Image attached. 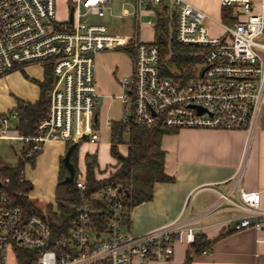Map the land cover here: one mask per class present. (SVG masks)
<instances>
[{
    "label": "built area",
    "instance_id": "obj_1",
    "mask_svg": "<svg viewBox=\"0 0 264 264\" xmlns=\"http://www.w3.org/2000/svg\"><path fill=\"white\" fill-rule=\"evenodd\" d=\"M135 7L142 14H152L154 20L145 23L150 28L155 25L156 9L162 10L168 43L174 39L189 49L186 53L168 49L164 59L180 55L197 60L183 68L187 80L164 75L154 40L142 42L136 35H115L104 25L81 22L87 15L104 17L109 0H72L71 26L69 17L64 22L55 20L54 0H0V76L28 63H41L53 75L47 117L35 124L32 134H19L15 126L10 129L15 114L0 116V140L19 142L22 160L37 155L49 142L100 141L94 58L129 46L132 71L121 80L118 96L124 121L137 128L160 125L170 131H254L264 105V0H220L222 9L233 8L236 15H243L231 26L217 22L223 30L220 36L210 35L208 16L184 0H135ZM242 171L243 162L206 213L226 206L240 212L236 230L260 231L264 225L260 192L239 186ZM75 187L84 190L82 176H77ZM95 197L107 202L103 231L89 228L91 210L83 202L76 208L72 226L53 232L46 220L27 215L10 193L0 191V264H8V252L17 264L15 248L35 252V264H148L169 261L182 236L187 245L194 241L193 228L182 218L133 235L127 229L131 211L123 204L121 190L106 187Z\"/></svg>",
    "mask_w": 264,
    "mask_h": 264
},
{
    "label": "crops",
    "instance_id": "obj_2",
    "mask_svg": "<svg viewBox=\"0 0 264 264\" xmlns=\"http://www.w3.org/2000/svg\"><path fill=\"white\" fill-rule=\"evenodd\" d=\"M184 1L203 11L208 16L206 23L217 25L219 22L218 18L222 15L220 0ZM112 2L115 4L116 0H109V5ZM121 13L119 19H126L124 28L132 29L133 33L120 36L136 35L142 41L139 37L140 23L136 19V11L134 10L133 17L127 8ZM151 29L153 33L154 29ZM119 52L117 49L104 51L94 58L100 141L105 133L109 141L107 121H120L123 117L118 96L122 92L121 80L132 71V58L125 59ZM42 78L43 72L36 81H41ZM38 93L37 87V97L34 95L23 101L35 102ZM68 145L70 144L49 142L34 159L37 166H42L48 159L44 175L50 184L46 181L45 185L52 187L53 196L59 162L63 159ZM160 146L165 153L164 172L172 178V182L153 185L152 199L131 210L128 231L133 235H141L182 218L193 228L194 234H200L207 241H212L207 252L192 256L189 264H264V225L260 231L252 228L236 230L234 226L240 212L226 206L216 212L206 213L208 207L216 201L217 192L227 190L229 179L241 162L243 171L239 186L245 191H259V207L264 210V105L261 107L256 128L250 134L239 129H180L163 135ZM120 153L125 155L126 147ZM97 170L102 172L98 167ZM106 175L97 173V177ZM24 179L30 182L26 177ZM30 183L32 190L28 197L34 203L30 197L34 188L32 182ZM53 203L48 201L43 207ZM187 250L188 245L182 236L175 243L173 256L169 261H153L148 264H184Z\"/></svg>",
    "mask_w": 264,
    "mask_h": 264
},
{
    "label": "trees",
    "instance_id": "obj_3",
    "mask_svg": "<svg viewBox=\"0 0 264 264\" xmlns=\"http://www.w3.org/2000/svg\"><path fill=\"white\" fill-rule=\"evenodd\" d=\"M224 11L226 10L222 9L221 17L226 15ZM153 29L154 41L160 49V63L164 75L184 82L189 76L183 73V68L194 60L191 57L180 55H175L167 61L164 59L168 49L177 53H186L189 49L179 46L174 39L168 43L167 22L160 8L156 9ZM168 64L175 66L176 73L169 70ZM34 82L39 92L36 101L29 103L20 100L10 112V114H15V129L22 135L32 134L35 124L47 117V94L53 83L51 68L44 66L42 80ZM170 132L160 125L151 128H137L130 122L124 121L123 118L120 121L111 122L109 126V155L114 161L111 165L112 168L105 177H97V173L102 172L97 170L96 156L94 154L85 155V170L82 176L85 186L83 191H79L75 187L77 179L75 166L77 145H75L69 156V161L75 170L73 181L71 183L64 182L68 176V170L63 159H60L54 188V203L48 204L45 212L29 199L28 194L32 190V185L23 176L24 163H33L39 153L22 160L24 149H21V159L16 166H10L0 161V181L8 179V183L0 185V191L10 193L14 203L19 205L27 215L38 216L46 220L53 232L71 227L76 215V208L85 202L91 210L89 228L92 231H103L107 223L105 213L107 202L95 197L99 190L106 187L119 188L124 206L128 211H131L137 205L152 199V189L155 183L172 182V178L164 172L165 153L160 146L162 136ZM120 145H125V155L119 152ZM70 146L68 145L67 149ZM211 242L195 233L194 241L188 245L184 264H189L192 256L206 253ZM14 254L17 264H35V252L15 248Z\"/></svg>",
    "mask_w": 264,
    "mask_h": 264
},
{
    "label": "rangeland",
    "instance_id": "obj_4",
    "mask_svg": "<svg viewBox=\"0 0 264 264\" xmlns=\"http://www.w3.org/2000/svg\"><path fill=\"white\" fill-rule=\"evenodd\" d=\"M72 0H54V10H55V20L59 22H64L69 17V7ZM258 1V0H254ZM127 8L131 11L132 17L134 15V10H137L136 19L140 23L139 37L143 41H152L153 33L152 29L149 26H146L145 23L148 19L154 20V17L150 12H145L142 14L141 8L135 7V0H116V3L112 2L109 5L108 10L105 13V16L98 18L97 16L87 15L81 18V22L88 24H101L107 27L108 32L115 35H131L133 30L124 28V22L126 19H119V16L122 14L121 11ZM226 14L223 17L218 18V21L227 26H231L234 20L243 19V15H236L234 9H226L224 11ZM207 28L209 29L210 35L220 36L223 34V30L214 23H206ZM134 36V35H133ZM126 49H117L125 57L131 59L133 57V50L129 46ZM130 52V53H129ZM189 64L193 66L197 63L196 59ZM167 67L172 73H176V69L173 64H168ZM43 72V66L41 63H28L22 66H18L15 70L11 71L8 74L0 76V116L8 115L16 106V103L20 100H27L32 96L37 97V85L35 80L41 77ZM199 69L196 68L194 74L197 76ZM116 110V106H115ZM15 120L11 119L10 129L13 130L15 126ZM109 141L107 140V133L103 134V138L99 143L91 144L89 142H81L77 145L76 149V159L75 166L77 168V176H83L85 170L84 157L87 154H94L97 159L98 168L102 171V174H107L111 170L113 159L109 155ZM20 143L17 141H5L0 140V161L7 163L10 166H16L18 161L21 159L20 154ZM120 152L125 151V145L119 146ZM35 162H25L24 163V177L29 179L33 184V191L31 199L34 203L42 208L45 203L50 201L54 202L53 189L49 185H45L46 181L49 182L47 177L45 178L44 170L47 168L48 159H46L42 166H37ZM33 174V176H32ZM50 184V182H49ZM46 207H43L41 210L45 212ZM7 263L13 264V256L10 252L7 254Z\"/></svg>",
    "mask_w": 264,
    "mask_h": 264
},
{
    "label": "water",
    "instance_id": "obj_5",
    "mask_svg": "<svg viewBox=\"0 0 264 264\" xmlns=\"http://www.w3.org/2000/svg\"><path fill=\"white\" fill-rule=\"evenodd\" d=\"M148 8V7H147ZM81 12H83V9H81ZM69 26L72 25V10H70V14H69V22H68ZM201 111H199L200 113ZM75 147V145H71L64 157H63V162H64V165L66 167V169L68 170V176L65 178L64 182L65 183H71L73 181V178H74V174H75V170H74V167L72 166V164L70 163L69 161V156H70V153L71 151L73 150V148Z\"/></svg>",
    "mask_w": 264,
    "mask_h": 264
}]
</instances>
